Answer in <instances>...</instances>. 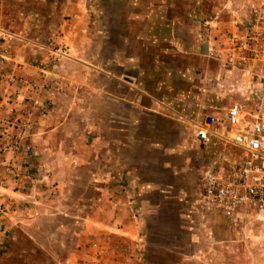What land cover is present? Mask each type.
<instances>
[{"label":"rangeland","instance_id":"1","mask_svg":"<svg viewBox=\"0 0 264 264\" xmlns=\"http://www.w3.org/2000/svg\"><path fill=\"white\" fill-rule=\"evenodd\" d=\"M215 1L0 0V45L10 54L15 44L44 76L56 70L77 74L78 67H66L70 59L82 62L87 85L98 74V96L80 91L77 97L80 106L72 114L82 126L75 130L103 142L98 167L110 168V181L123 184L140 209L133 240L114 238L106 229L99 233L84 221L19 220L0 235V264H98L95 256L106 244L114 250L102 256L116 264H264V215L245 209L228 221L199 209L200 170L208 157L186 127L156 112L132 109L124 118L121 109H108L105 78L113 63L120 75L127 68L137 75L133 66L143 65L153 81L187 66L192 32L193 39L202 38L203 26H229V33L240 34L254 26V0ZM217 3L221 15L206 16ZM173 38L182 46L176 53ZM202 54L201 48L192 57L196 66ZM240 69L253 73L254 86H264V60ZM59 106L65 118L70 110ZM78 178L84 182L86 176Z\"/></svg>","mask_w":264,"mask_h":264},{"label":"crops","instance_id":"2","mask_svg":"<svg viewBox=\"0 0 264 264\" xmlns=\"http://www.w3.org/2000/svg\"><path fill=\"white\" fill-rule=\"evenodd\" d=\"M261 1L254 0V7ZM211 9L210 14H220V3L212 4ZM202 31H205V34L199 39L198 36L193 39L195 32H192L193 38L189 46L191 58L186 53L189 62L183 69L181 67L171 73H165L153 82L147 79V69L143 65L133 66L138 70L137 75L132 73L135 70L131 68L125 69L123 75H120L113 63L105 78L108 109L111 111L121 109L124 118L130 117L129 112L132 109L156 112L161 116L176 119L180 125L187 128V137L203 149L208 157L201 167L200 177L206 168L216 162H239L244 160L245 154L216 140L208 145L199 144L194 137L192 124L201 122L209 115L222 119L233 102H244L249 108L254 96L264 93V86H254V75L250 70L226 68L205 56V40L232 31L229 26H203ZM170 43L175 49V52L172 50L173 53H176V49L181 51L182 46L177 40L173 38ZM201 48L203 60L196 66L192 57ZM11 50V56L18 62V74L31 83V86H20L17 100L26 99L25 103L38 100L40 105L31 109L32 131L23 141L26 148L24 155L17 159V164L22 166L27 179L17 184L8 181L5 185H0V208L3 211L0 217V235H3L7 227H14L19 220L24 223L41 217L43 220H72L74 223L84 221L95 224L93 229L99 233L106 229L114 238L127 237L133 240L136 234L135 223L140 216L137 203L127 199L123 184L115 185L110 181L108 176L113 175L110 168L98 167L103 142L99 138L82 136V131L75 130V127L80 129L82 126L76 117L73 118L75 114H72L80 106L77 97L80 91L98 96V74H94V80L90 79L92 83L94 81V85H87L83 81L80 68L82 62L70 59L66 67H78L77 74L56 70L40 78L28 60L19 56L15 44L11 46ZM90 74L92 75L91 72ZM141 74L143 77H138ZM61 102L70 110L65 118L64 108L59 106ZM116 121L112 119V124L115 125ZM217 124L216 122L214 130L221 134L222 129ZM113 125L110 127L113 128ZM108 143H113V146L115 144L113 141ZM121 172L123 175L125 170ZM82 174L86 176L84 182L78 178ZM0 175L3 173L0 172ZM200 199L199 197V209L215 212L228 221L239 215L238 213L250 210L242 208L231 218H225L217 210L204 206ZM77 208H84L85 212H78ZM245 209L247 210L244 211ZM246 220L249 227L253 228V218ZM111 250L114 248L104 245L95 256L97 263L108 261V264H116L112 259L108 260L102 256L104 252Z\"/></svg>","mask_w":264,"mask_h":264},{"label":"built area","instance_id":"3","mask_svg":"<svg viewBox=\"0 0 264 264\" xmlns=\"http://www.w3.org/2000/svg\"><path fill=\"white\" fill-rule=\"evenodd\" d=\"M205 45V56L227 68L240 69L263 61L264 0L254 7V26L246 28L243 34L228 32L206 39ZM17 70L18 62L0 45V185L27 179L17 159L24 155L23 141L32 131L31 109L40 105L38 100H17L20 86H31ZM216 122L221 134L214 130ZM192 127L199 144L208 145L216 140L245 154L242 161H218L204 170L200 177V200L204 206L225 218H231L242 208L264 215V93L254 96L249 108L244 102H233L222 119L205 116ZM2 212L0 208V217Z\"/></svg>","mask_w":264,"mask_h":264},{"label":"trees","instance_id":"4","mask_svg":"<svg viewBox=\"0 0 264 264\" xmlns=\"http://www.w3.org/2000/svg\"><path fill=\"white\" fill-rule=\"evenodd\" d=\"M204 13H206L205 15L208 16L209 15L208 13H210V12H209V10L206 9V12H204Z\"/></svg>","mask_w":264,"mask_h":264}]
</instances>
